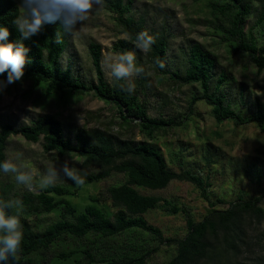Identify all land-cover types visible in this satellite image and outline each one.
<instances>
[{
  "label": "rangeland",
  "instance_id": "1",
  "mask_svg": "<svg viewBox=\"0 0 264 264\" xmlns=\"http://www.w3.org/2000/svg\"><path fill=\"white\" fill-rule=\"evenodd\" d=\"M15 1L19 6L21 0ZM207 3L208 0H133V13L146 20L148 29L163 30L169 34L166 58L169 70L182 72L190 44L198 43L215 59L217 76L214 82L220 72L228 75L229 86L226 89L233 100V108L246 114L253 111L257 102L264 112V69L258 72L244 52L223 41L214 13ZM254 21L253 16L249 17L246 31ZM79 28L80 25H77L75 34L71 32V44L63 56V65H68L72 73L86 84H94L95 74L87 46L90 42L99 44L104 77L110 85L113 84L116 81L106 72L104 59L109 54L117 53L113 49L117 41L126 39L114 15L104 7L93 10ZM252 33L258 39L259 46L264 47V25L253 27ZM135 54L137 66L145 69V73L134 77V83L144 93L140 95V100L146 107L147 116L183 122L180 127L166 128L153 139H148L135 124H123L113 103L99 99L92 92H48L46 84H37L33 79H21L0 92V125L29 124L37 115L50 114L62 123L64 134L69 139L78 129L107 131L118 142L148 143L161 153L167 167L174 172L199 171L210 185L207 189L210 200L215 203V200L223 199L226 204L215 203L214 207H209L200 197L199 190L186 182L172 181L160 191L136 188L141 195L158 197L178 209L175 214L168 213L160 202L143 218L160 232L164 240H180L187 233V217L199 222L214 210L226 209L228 203L238 198L249 200L264 191V132L256 124L238 126L231 120L216 123L211 115V107L203 101L195 102L189 110L192 98L200 93L199 86L181 85L168 76H159L145 53L138 50ZM240 91L243 107L238 96ZM5 153L6 159L19 155L22 162L41 175L47 167L55 164L59 167L66 160L81 175L86 173L85 178L100 172L97 167H84L76 153H46L41 140L30 143L19 135L8 139ZM124 179L121 174L111 173L105 179L77 189V185L61 175L55 186L74 192L72 197L66 199L79 210L94 199L108 214H114L116 208L111 205L106 190L123 183ZM0 181L11 184L16 194L41 192L38 187L29 191L23 185H18L11 174L0 172ZM38 181L39 176L34 183L38 185ZM260 207L264 210V199ZM22 217L35 231L40 232L58 221L60 213ZM83 244L91 249L96 259L120 255L129 248L147 254L146 264H166L175 255L174 245L160 243L147 232L135 231L113 239H99L93 235L82 241L69 239L52 248L51 254L45 253L42 260L71 264V259L56 260L54 257L61 252L70 253ZM263 257L264 219L259 223L248 221L246 244L233 261L236 264H259V259ZM33 264L41 262L35 258Z\"/></svg>",
  "mask_w": 264,
  "mask_h": 264
},
{
  "label": "trees",
  "instance_id": "2",
  "mask_svg": "<svg viewBox=\"0 0 264 264\" xmlns=\"http://www.w3.org/2000/svg\"><path fill=\"white\" fill-rule=\"evenodd\" d=\"M207 4L214 13L217 30L222 34L223 41L244 52L257 71L261 72L264 69V47L259 46L252 28L264 25V0H208ZM103 7L114 15L117 26L126 36L125 40L114 44L113 49L117 53L138 51L134 47L135 38L140 32L147 31L156 39V43L146 53L154 71L159 76H168L178 84L199 86L200 93L192 98L189 110L195 102L203 101L211 107V115L216 123L231 120L238 126L256 124L264 132L261 105L256 102L253 111L246 114L234 109L233 100L226 89L229 86L228 75L220 72L214 82L217 76L215 59L200 44H190L182 72L169 70L166 63L169 34L166 31L148 29L146 20L133 13V0H104ZM17 14L18 4L15 0H0V26L7 27L10 33L2 43L23 39L13 23ZM251 16L255 21L246 31L245 25ZM70 40L71 32L66 31L59 21L46 24L38 34L23 39L29 52L22 79L46 84L48 92H92L99 99L113 103L123 124H135L148 139H153L166 128L183 125V122L174 119L149 118L140 100V95L144 94L142 89L135 87V92L128 94L118 86L122 82L110 85L102 70L99 44L90 42L87 46L95 83L89 85L80 80L68 65H63V56L70 47ZM157 58L165 63L164 69L153 67ZM6 78L7 73L0 76V80L6 81ZM238 96L240 106L243 107L241 91ZM16 135L30 143L41 140L46 153H76L84 167H97L100 172L87 176L84 185L105 179L111 173L121 174L125 179L123 183L106 190L111 205L116 208L114 214H108L94 199L79 210L66 199L72 197L74 192L58 186L43 189L37 194L27 191L16 194L11 184L0 181V199L19 198L25 206L20 216L23 240L18 260L10 258L8 264H33L35 258L41 264H54L51 260L43 261L42 257L47 252L51 254L52 248L64 244L66 240L82 241L90 235L99 239H113L135 231L147 232L160 243L175 246V255L166 264H236L233 260L246 244L247 222L259 223L264 219V210L260 207L264 191H261L249 200L238 198L228 203L226 209L214 210L199 222H193L187 217L186 235L180 240H164L156 228L146 223L143 216L157 208L160 202L168 213L175 214L178 209L158 197L141 195L136 188L160 191L172 181L186 182L199 190L200 197L209 207H214L215 203L226 204L223 199H217L215 203L210 200L207 191L210 185L199 171L174 172L167 167L161 153L148 143L118 142L107 131L78 129L69 139L64 134L62 123L50 114L37 115L29 124H1L0 162L6 159L8 139ZM81 187L76 186L77 189ZM54 212L60 213V219L40 232L35 231L22 217ZM126 251L120 255L96 259L91 249L83 244L70 253L61 252L54 258L65 261L71 259V264H146L147 254L130 248ZM259 264H264V257L259 259Z\"/></svg>",
  "mask_w": 264,
  "mask_h": 264
},
{
  "label": "clouds",
  "instance_id": "3",
  "mask_svg": "<svg viewBox=\"0 0 264 264\" xmlns=\"http://www.w3.org/2000/svg\"><path fill=\"white\" fill-rule=\"evenodd\" d=\"M103 5L104 0H21L13 23L23 39L31 38L46 24L57 21L66 31L75 34L78 30L77 25L81 28L89 19V14L93 10L101 9ZM9 35L8 28L0 26V76L7 73L6 81L0 80V92L8 85L22 79L24 68L28 63L29 49L23 43V39L2 43ZM155 43L156 39L153 35L142 31L136 36L134 47L146 54ZM104 67L112 80L122 82L118 86L128 94L135 92L134 77L145 73L142 66H137L134 51L109 54L104 59ZM153 67L164 69L166 65L157 58ZM16 161H21L19 155L0 162V172L5 175L11 174L18 185H23L29 191L34 187L43 190L55 186L61 175L77 186L85 184L86 173L81 175L67 160L59 167L57 164L47 167L42 175L35 172L28 164ZM37 176H39L38 185L34 183ZM24 208V203L19 198L0 199V264H8L10 258L18 260V252L23 240L20 216Z\"/></svg>",
  "mask_w": 264,
  "mask_h": 264
}]
</instances>
